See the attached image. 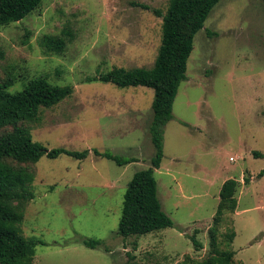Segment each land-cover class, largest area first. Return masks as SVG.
Instances as JSON below:
<instances>
[{
	"label": "rangeland",
	"instance_id": "obj_1",
	"mask_svg": "<svg viewBox=\"0 0 264 264\" xmlns=\"http://www.w3.org/2000/svg\"><path fill=\"white\" fill-rule=\"evenodd\" d=\"M141 4L166 12L170 0H43L21 21L0 25V78L14 80L8 92L40 75L74 86L72 95L26 123L33 139L49 149L90 150L82 160L65 154L29 163L34 198L25 204L21 226L26 238L39 241L34 263L203 260L211 252L209 228L222 185L234 178L238 205L224 216L219 240L227 248L225 234L233 228V264H264L263 0H220L195 36L155 169L173 226L128 238L118 233L128 184L151 166L155 152L149 131L155 90L96 77L115 66L153 67L162 18ZM45 35L63 37L65 49L44 47ZM93 149L139 161L119 166ZM85 238L102 243L93 248Z\"/></svg>",
	"mask_w": 264,
	"mask_h": 264
},
{
	"label": "trees",
	"instance_id": "obj_2",
	"mask_svg": "<svg viewBox=\"0 0 264 264\" xmlns=\"http://www.w3.org/2000/svg\"><path fill=\"white\" fill-rule=\"evenodd\" d=\"M220 0H170L166 12L159 8L141 4L162 18V40L153 67H118L98 79L112 82L119 87L147 86L155 90L152 104L153 119L149 131L155 152L151 166L135 172L128 184L124 196L122 217L118 233L124 238L143 235L173 226V219L168 215L158 196V182L155 169L159 168L164 158L165 126L172 118L173 104L181 83L187 79L188 60L194 49L196 34L204 28L212 9ZM264 1V0H263ZM43 0H0V25L18 22L42 5ZM42 45L55 52H62L66 47L63 37L45 35ZM0 46V58H3ZM12 77L0 78V264H35L34 255L38 240L28 239L22 231L25 204L34 198L30 184L35 172L29 163L38 162L43 156L58 158L69 155L85 159L89 149L69 150L63 147L49 149L33 139L27 122L38 118L42 107H52L74 93L72 85L51 83L45 75L33 77L25 88L10 93ZM96 156L113 160L124 166L139 159L123 158L109 151L93 149ZM256 155H262L255 152ZM264 175V170L259 176ZM251 176H244L249 183ZM240 182L227 179L220 191V200L209 228L211 252L203 260L187 257L178 264H233L235 251L228 248L236 232L233 228L225 234L227 248H222L219 240L223 218L233 213L238 205L236 196ZM196 247L202 244L192 236ZM84 244L96 247L100 239L85 238ZM129 264V263H125ZM164 264V263H159Z\"/></svg>",
	"mask_w": 264,
	"mask_h": 264
},
{
	"label": "built area",
	"instance_id": "obj_3",
	"mask_svg": "<svg viewBox=\"0 0 264 264\" xmlns=\"http://www.w3.org/2000/svg\"><path fill=\"white\" fill-rule=\"evenodd\" d=\"M231 159L233 160V157Z\"/></svg>",
	"mask_w": 264,
	"mask_h": 264
}]
</instances>
